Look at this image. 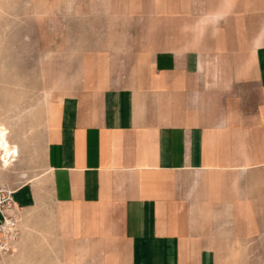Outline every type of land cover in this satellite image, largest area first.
<instances>
[{
	"label": "crops",
	"instance_id": "obj_1",
	"mask_svg": "<svg viewBox=\"0 0 264 264\" xmlns=\"http://www.w3.org/2000/svg\"><path fill=\"white\" fill-rule=\"evenodd\" d=\"M47 1L51 19L70 8L77 22L143 29L75 32L91 47L79 43L43 115L13 98L1 112L19 149L0 181L15 189L20 240L23 213L31 226L50 210L61 264H264V27L222 30L236 0L192 37L160 28L167 12L193 22L192 0Z\"/></svg>",
	"mask_w": 264,
	"mask_h": 264
},
{
	"label": "rangeland",
	"instance_id": "obj_2",
	"mask_svg": "<svg viewBox=\"0 0 264 264\" xmlns=\"http://www.w3.org/2000/svg\"><path fill=\"white\" fill-rule=\"evenodd\" d=\"M191 2L193 22L185 21V16L181 14L167 12L160 24L165 35L181 36L186 33L195 36L193 26L220 0ZM47 4V0H0V114L15 106L9 102L13 98L18 100L17 112L28 110L31 116H42L47 105V93L50 97L62 94L67 89L66 84L74 78L79 64V43L82 50L84 46L89 49L90 35L94 38L111 37L122 31L143 29V24L132 22H77L72 18L70 8H64L60 13L62 19H51L47 15ZM227 15L221 22L222 30L251 31L257 36L263 33L264 0H236ZM146 25L148 29H153V23ZM75 32L89 37L76 39ZM26 46L33 49V55L17 54L16 48L21 52ZM26 62L28 70H25V64L21 65ZM41 212L32 211L29 216L31 226L23 213L20 243L13 245L9 251L0 250V264H61L55 215L50 210L45 214Z\"/></svg>",
	"mask_w": 264,
	"mask_h": 264
},
{
	"label": "built area",
	"instance_id": "obj_3",
	"mask_svg": "<svg viewBox=\"0 0 264 264\" xmlns=\"http://www.w3.org/2000/svg\"><path fill=\"white\" fill-rule=\"evenodd\" d=\"M15 189L0 181V250L9 251L21 237L19 207L14 200Z\"/></svg>",
	"mask_w": 264,
	"mask_h": 264
},
{
	"label": "bare ground",
	"instance_id": "obj_4",
	"mask_svg": "<svg viewBox=\"0 0 264 264\" xmlns=\"http://www.w3.org/2000/svg\"><path fill=\"white\" fill-rule=\"evenodd\" d=\"M10 131L8 128L0 124V167L1 169H7L12 161L16 160L19 156L18 146L12 144L9 140ZM2 236L0 235V241ZM13 246H11L12 248Z\"/></svg>",
	"mask_w": 264,
	"mask_h": 264
}]
</instances>
